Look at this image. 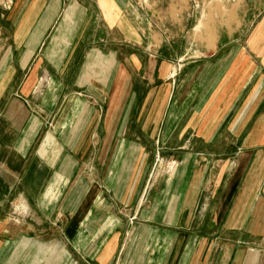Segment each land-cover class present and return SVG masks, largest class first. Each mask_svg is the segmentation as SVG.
Wrapping results in <instances>:
<instances>
[{
	"label": "crops",
	"instance_id": "0c3cea01",
	"mask_svg": "<svg viewBox=\"0 0 264 264\" xmlns=\"http://www.w3.org/2000/svg\"><path fill=\"white\" fill-rule=\"evenodd\" d=\"M223 2L182 35L176 24L194 13L174 2L166 31L129 0H15L0 10V97L2 76L23 77L17 93L29 98L38 77L62 76L72 59L73 90L104 92L103 114L89 123L106 169L95 184L109 193L92 196V183L84 196L55 198L65 163L53 165L39 204H61L67 223L54 239L0 234V264H264V0ZM38 127L29 121L21 157ZM157 155L177 165L159 185L150 180Z\"/></svg>",
	"mask_w": 264,
	"mask_h": 264
},
{
	"label": "rangeland",
	"instance_id": "374dc122",
	"mask_svg": "<svg viewBox=\"0 0 264 264\" xmlns=\"http://www.w3.org/2000/svg\"><path fill=\"white\" fill-rule=\"evenodd\" d=\"M64 1L69 2V0ZM171 2L178 4L179 10L191 6L194 13L193 18L191 16L185 18L184 21L179 22V25L176 24L175 29L173 28L180 35L185 32L186 27H190L197 19L200 20L203 13L224 3L223 0H129L128 6L140 17H145L152 30L166 31L171 30L172 26L168 18V5ZM14 5L15 0H0V10L3 14L10 13ZM150 49L152 50L153 47L151 46ZM77 69L72 59L62 76L53 74V76L38 77L39 88L29 98L17 93L23 77H11L9 74L1 77L3 92L0 97V234L2 242L10 238L21 240L24 236L35 234L54 239L58 236L57 229L63 223H67L65 217H60L61 219L58 220V206L61 207V204L55 202L51 209L50 202L39 204L40 198L48 189L47 184L53 174L50 169L53 165L65 163L62 173L65 179L62 182L64 186L54 188L55 198L62 196V199H68L75 192L76 195L84 196L89 184L92 183L95 185L92 188V196L99 194L105 198L109 197V193L103 187L96 185L104 179L106 169L103 165L104 157L96 156L98 148L94 149L101 141L90 139L92 124L89 123L95 116L103 114L100 97L104 92L99 90L101 87L98 85L97 91L86 87L73 90V83L78 78ZM58 79H61L66 89L64 92L57 91ZM75 100L77 105L69 107L70 103L72 105L73 102L75 103ZM32 119L39 121V127L31 138L30 145L26 147L29 152L24 158L20 156L19 149L24 131ZM252 125L253 123L248 124L245 131H249ZM83 132L86 138H77ZM48 136L51 137V141L44 155L48 151L49 155L41 159L37 153ZM180 142H183L180 147L189 145L185 144L186 141ZM239 143L244 144V141L227 139L220 142L228 147L239 146ZM156 146H160L159 142ZM167 147L170 145L167 144ZM153 160L150 180L153 183L157 181L159 185L160 181L163 182L173 174L177 165L174 161L175 157L169 155H157ZM79 180H82L83 187L76 186ZM158 190V187L151 189L148 199H151ZM134 221L128 219L127 223L132 224Z\"/></svg>",
	"mask_w": 264,
	"mask_h": 264
}]
</instances>
